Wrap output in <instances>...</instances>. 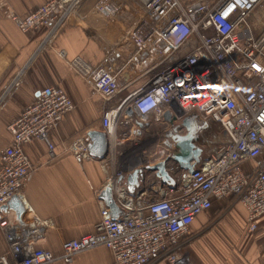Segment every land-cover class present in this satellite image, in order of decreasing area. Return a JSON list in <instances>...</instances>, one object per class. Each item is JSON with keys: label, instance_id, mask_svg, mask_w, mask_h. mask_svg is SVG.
I'll return each instance as SVG.
<instances>
[{"label": "built area", "instance_id": "built-area-1", "mask_svg": "<svg viewBox=\"0 0 264 264\" xmlns=\"http://www.w3.org/2000/svg\"><path fill=\"white\" fill-rule=\"evenodd\" d=\"M260 1L264 3L53 0L22 24L26 28L41 19L48 21V28L27 63L1 88L0 108L21 83L32 60L43 48L52 47L62 28L77 19L85 22L88 30L102 34L108 47L106 56L96 64L80 56L66 60L98 97L108 154L124 156L126 152L118 151L119 146L130 145L129 151L143 141L142 128L136 134V122L134 127L129 121L134 114L145 117L156 113V120L167 117L176 122L175 143L192 113L206 125L199 130V141L200 131L210 122H216L222 134L213 141L215 146L198 141L207 156L196 163L194 172L182 177V171L168 163L170 170L179 173L175 176L170 172L176 180L172 187L144 169L140 186L128 189L126 174L170 156L165 155L168 148L159 152L158 158L141 153L138 165L125 164L106 176L102 189H112L119 209L116 219L100 201V218L93 233L64 240L59 254L43 248H29L24 253L20 242L12 240L9 251L15 261L0 255V264L70 263L76 254L98 246L111 250L112 264H195L184 250L192 237L190 225L198 214L212 207L214 200L228 196L244 207L249 231L256 229L257 219L264 216V21L261 30L255 32L250 18ZM5 5L6 0H0V6ZM14 20L20 23L18 18ZM59 55L64 58L65 52L60 50ZM73 108L61 87L46 86L8 125L10 144L0 150V204L23 199L25 182L34 169L23 145L42 139L52 153L48 131ZM128 108L132 116L125 114ZM123 117L122 124L128 126L125 137L116 132ZM88 143L86 136H79L66 149L77 161L97 159L88 152ZM175 143L169 147L174 151ZM161 147L165 148V143ZM127 155L123 159H128ZM5 223L0 221V227Z\"/></svg>", "mask_w": 264, "mask_h": 264}, {"label": "crops", "instance_id": "crops-1", "mask_svg": "<svg viewBox=\"0 0 264 264\" xmlns=\"http://www.w3.org/2000/svg\"><path fill=\"white\" fill-rule=\"evenodd\" d=\"M51 1L6 0V5L0 6V90L27 63L48 28V21L41 19L26 28L22 24L40 14ZM107 49L102 34L88 30L85 22L71 20L56 35L52 47L43 48L32 60L21 83L0 108L1 150L10 144L8 125L34 101L42 88L61 87L74 103V108L48 131L47 138L54 146L52 153L42 139L35 138L23 145L34 166L25 182L23 199L0 204V221L6 220L0 227V255H6L10 262L15 261L9 251L12 240L20 242L24 253L29 248H43L59 254L64 240L95 231L102 201L99 193L106 176L120 170V164L113 152L102 159L77 161L66 149L74 138L101 129L97 95L66 60L80 56L96 64L106 56ZM60 50L65 52L64 58L59 55ZM155 114L145 117L134 114L129 121L135 127V122L141 120V136H144L147 126L144 120ZM120 120L116 132L123 136L128 126L122 124L124 117ZM201 138L200 131L199 143L212 146ZM169 171L175 176L179 174ZM256 224V229L250 232L246 211L241 204L234 203L232 196L214 200L211 210L198 214L191 223L192 237L184 250L195 264H264V216ZM112 261L111 250L98 246L76 254L70 263L48 264H112Z\"/></svg>", "mask_w": 264, "mask_h": 264}, {"label": "water", "instance_id": "water-1", "mask_svg": "<svg viewBox=\"0 0 264 264\" xmlns=\"http://www.w3.org/2000/svg\"><path fill=\"white\" fill-rule=\"evenodd\" d=\"M38 94V92H37ZM125 114L128 116L133 115L131 109H126ZM138 128L134 131L139 134L142 128V122L136 121ZM204 123H199V117L196 113L189 115V120L185 124V130L183 134L177 138L176 149L174 153L160 162L147 164L142 168H136L132 172L126 174L125 181L128 189L133 191L134 188L140 186L143 181L144 169L153 171L155 176L161 180L163 184L172 187L176 184L175 178L170 174L168 163L171 161L175 165L176 170L182 171V177L186 172L192 173L195 170V165L200 159L205 158L207 154L204 148L198 144L199 130L205 128ZM89 140L88 152L95 158L102 159L106 157L109 150V143L106 132L102 129H92L86 134ZM122 177L119 178V181ZM99 198L110 209V213L113 219H116L119 215V209L116 205L112 189L107 186L99 193Z\"/></svg>", "mask_w": 264, "mask_h": 264}, {"label": "rangeland", "instance_id": "rangeland-1", "mask_svg": "<svg viewBox=\"0 0 264 264\" xmlns=\"http://www.w3.org/2000/svg\"><path fill=\"white\" fill-rule=\"evenodd\" d=\"M189 1V0H186ZM261 15H264V3L263 1H260L252 10V15L250 18V23L252 27L254 28L255 32H258L262 28L261 22L264 21ZM1 91V90H0ZM3 106V105H2ZM1 106V107H2ZM146 130L144 133L143 141L135 143L132 150L126 151V149L130 148V145L127 146H119L118 151H124V156H117L118 163L120 164V167L126 164L135 166L138 165L141 161L140 155L141 153H152V157L159 156V152H165V148L161 147L162 143H167L168 140H165V137H167L169 134L171 135V138L174 134H176V128L178 125L176 122H173L170 118H163L162 120H156L155 116L146 118ZM202 134V142L203 139H205L206 144L208 145H214V140H219L222 134V130L219 127V125L216 122H210L208 127L201 131ZM125 137V136H123ZM177 140V137H176ZM175 143V141H174ZM176 144V143H175ZM174 152V149L171 148L167 149V153L165 152V155H171ZM128 154V155H127ZM127 155L128 159H123ZM126 157V158H127ZM158 158V157H157ZM143 161V160H142ZM211 210V208L209 209Z\"/></svg>", "mask_w": 264, "mask_h": 264}, {"label": "bare ground", "instance_id": "bare-ground-1", "mask_svg": "<svg viewBox=\"0 0 264 264\" xmlns=\"http://www.w3.org/2000/svg\"><path fill=\"white\" fill-rule=\"evenodd\" d=\"M167 140H168V142L165 144V149L171 147L173 145V142H174V141H172L173 139L171 138V135L168 136ZM162 144H163L162 146H164V143H162Z\"/></svg>", "mask_w": 264, "mask_h": 264}, {"label": "snow or ice", "instance_id": "snow-or-ice-1", "mask_svg": "<svg viewBox=\"0 0 264 264\" xmlns=\"http://www.w3.org/2000/svg\"><path fill=\"white\" fill-rule=\"evenodd\" d=\"M227 14H228L227 12L224 13L225 16H226Z\"/></svg>", "mask_w": 264, "mask_h": 264}]
</instances>
